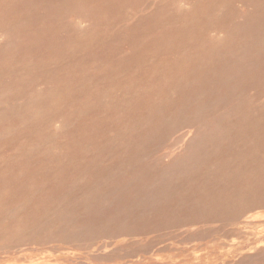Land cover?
<instances>
[{"label":"rangeland","instance_id":"rangeland-1","mask_svg":"<svg viewBox=\"0 0 264 264\" xmlns=\"http://www.w3.org/2000/svg\"><path fill=\"white\" fill-rule=\"evenodd\" d=\"M220 263L264 264V0H0V264Z\"/></svg>","mask_w":264,"mask_h":264},{"label":"bare ground","instance_id":"bare-ground-1","mask_svg":"<svg viewBox=\"0 0 264 264\" xmlns=\"http://www.w3.org/2000/svg\"><path fill=\"white\" fill-rule=\"evenodd\" d=\"M131 42H132V41H131ZM63 254H64V257H65V258H66V257H71L70 254H69V252H64ZM63 260H64V259H63ZM222 261H223V260H222ZM231 263H232V262H231ZM231 263H230V264H231ZM220 264H221V263H220Z\"/></svg>","mask_w":264,"mask_h":264}]
</instances>
